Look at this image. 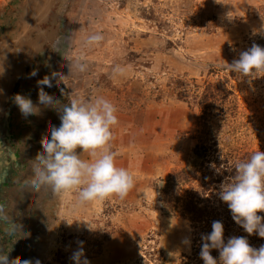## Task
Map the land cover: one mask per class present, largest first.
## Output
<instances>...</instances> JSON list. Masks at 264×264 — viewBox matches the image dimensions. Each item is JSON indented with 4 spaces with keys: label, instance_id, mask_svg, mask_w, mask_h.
Instances as JSON below:
<instances>
[{
    "label": "rangeland",
    "instance_id": "rangeland-1",
    "mask_svg": "<svg viewBox=\"0 0 264 264\" xmlns=\"http://www.w3.org/2000/svg\"><path fill=\"white\" fill-rule=\"evenodd\" d=\"M18 1L0 0V16ZM31 1L23 27L47 21L52 10L59 16L58 37L37 73L62 74L47 93L61 100L58 107L73 96L110 100L119 119L116 164L135 177L124 200L81 205L75 196L56 194L36 264H74L70 257L81 247L90 264H183L192 253L190 222L181 204L177 216L165 214L160 188L181 169L198 171L193 151L203 128L197 99L207 85L227 83L237 98L236 113L217 118L220 149L264 151V78L249 82L227 65L253 44L264 48V0ZM96 33L103 41L88 44ZM79 55L84 72L74 67ZM116 66L123 75H113ZM81 158L89 159L86 153ZM199 177L184 190H197Z\"/></svg>",
    "mask_w": 264,
    "mask_h": 264
},
{
    "label": "clouds",
    "instance_id": "clouds-1",
    "mask_svg": "<svg viewBox=\"0 0 264 264\" xmlns=\"http://www.w3.org/2000/svg\"><path fill=\"white\" fill-rule=\"evenodd\" d=\"M103 39L102 34L96 33L87 38V43L99 46ZM227 65L249 82L264 78V48L253 44ZM74 67L80 72L86 70L83 55L75 57ZM123 74L120 66L113 69L114 76ZM61 78V73H53L38 81V103L55 110L60 123L41 140L42 151L34 159L31 187L37 191L47 187L60 196H75L81 205L124 200L135 187V177L117 166L116 153L112 150L113 130L119 125L117 107L103 96L88 100L73 96L68 105L58 107L61 100L45 92L44 87H53L52 81ZM60 92L64 97L67 95L64 88ZM14 102L25 117L38 112L37 105L28 97L17 94ZM85 153L87 160L81 158ZM218 196L237 225L248 235L264 239V216L258 214L264 213V151L260 147L248 160L236 163L234 177L220 185ZM201 240L200 258L204 264H264V245L254 248L244 236L225 240L221 221H213L212 231L202 234ZM183 242L190 245L187 238ZM212 250L219 251V260L213 257ZM70 259L74 264H90L82 247ZM17 260L9 261L8 253H0V264H16Z\"/></svg>",
    "mask_w": 264,
    "mask_h": 264
},
{
    "label": "water",
    "instance_id": "water-1",
    "mask_svg": "<svg viewBox=\"0 0 264 264\" xmlns=\"http://www.w3.org/2000/svg\"><path fill=\"white\" fill-rule=\"evenodd\" d=\"M31 5L19 0L0 16V253H8L9 261L18 259L16 264L37 263L57 199L51 188L33 189L30 180L32 156L42 151L41 140L51 131L45 126L60 123L53 109L38 103V81L44 78L37 74L44 52L58 37L59 16L52 10L47 21L23 27ZM17 94L30 98L37 114L23 116L14 102Z\"/></svg>",
    "mask_w": 264,
    "mask_h": 264
},
{
    "label": "trees",
    "instance_id": "trees-1",
    "mask_svg": "<svg viewBox=\"0 0 264 264\" xmlns=\"http://www.w3.org/2000/svg\"><path fill=\"white\" fill-rule=\"evenodd\" d=\"M197 100L203 128L201 141L193 151L198 171L181 169L170 179L163 181V187L160 188V199L165 214L177 216L176 209L181 204L182 216L190 222L192 253L184 256L183 264H204L200 258L201 235L210 233L212 222L217 220L224 225L225 240L233 236H244L254 248L264 245V239L258 235H248L235 223L228 206L218 196L220 185L234 177L236 163L248 160L255 152H223L219 147L217 137L221 126L217 118L222 114L234 115L238 108L233 88L224 82L209 84ZM213 111L217 114L213 115ZM198 172L200 173L198 189L192 192L185 191L184 186L189 185ZM258 214L264 216V213ZM211 254L219 260L218 250H212Z\"/></svg>",
    "mask_w": 264,
    "mask_h": 264
}]
</instances>
